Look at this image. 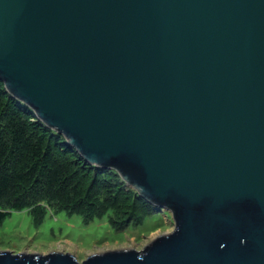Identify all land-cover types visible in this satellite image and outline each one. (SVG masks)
<instances>
[{
    "label": "water",
    "instance_id": "1",
    "mask_svg": "<svg viewBox=\"0 0 264 264\" xmlns=\"http://www.w3.org/2000/svg\"><path fill=\"white\" fill-rule=\"evenodd\" d=\"M0 81L174 229L0 264H264V0H0Z\"/></svg>",
    "mask_w": 264,
    "mask_h": 264
},
{
    "label": "trees",
    "instance_id": "2",
    "mask_svg": "<svg viewBox=\"0 0 264 264\" xmlns=\"http://www.w3.org/2000/svg\"><path fill=\"white\" fill-rule=\"evenodd\" d=\"M107 175L121 181L115 170L85 162L62 135L10 96L0 81V222L13 210L24 208L37 221L48 208L90 213L94 184ZM132 193L155 208L134 189Z\"/></svg>",
    "mask_w": 264,
    "mask_h": 264
},
{
    "label": "rangeland",
    "instance_id": "3",
    "mask_svg": "<svg viewBox=\"0 0 264 264\" xmlns=\"http://www.w3.org/2000/svg\"><path fill=\"white\" fill-rule=\"evenodd\" d=\"M25 107V106H24ZM111 174V173H105ZM98 178L90 213L48 208L39 221L28 208L13 210L0 222V250L73 254L81 262L93 253L115 249L143 250L158 235L175 227L171 212L151 208L135 198L116 176Z\"/></svg>",
    "mask_w": 264,
    "mask_h": 264
}]
</instances>
